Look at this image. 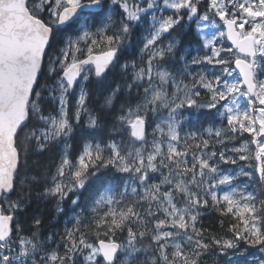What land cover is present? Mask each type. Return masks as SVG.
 <instances>
[{
	"label": "snow or ice",
	"instance_id": "obj_1",
	"mask_svg": "<svg viewBox=\"0 0 264 264\" xmlns=\"http://www.w3.org/2000/svg\"><path fill=\"white\" fill-rule=\"evenodd\" d=\"M262 75L264 0H0V264H264ZM34 200L69 202L63 232Z\"/></svg>",
	"mask_w": 264,
	"mask_h": 264
},
{
	"label": "trees",
	"instance_id": "obj_2",
	"mask_svg": "<svg viewBox=\"0 0 264 264\" xmlns=\"http://www.w3.org/2000/svg\"><path fill=\"white\" fill-rule=\"evenodd\" d=\"M194 28V25H193ZM71 33H69L70 35ZM137 36L140 35V31L137 30L136 33ZM185 41H187V38H185ZM133 45H135V41H133ZM138 52V49L133 47L130 49L129 52H126L124 56L122 57L121 62L123 60H132L134 58V54ZM200 54H203L202 52ZM192 55H197V52L192 50ZM188 59H191V57H188ZM231 63V67H232ZM49 65L47 63V57H45V62H44V75L41 76L40 82L41 84H47L49 87L53 86V82L55 80V76H48L47 75V69ZM195 68V66H193ZM109 78L111 79V74L109 75ZM93 79V84L88 85L90 89V99L88 102V106L90 109L93 110H99L101 109V106L103 105V100H104V95L107 93V89H98L94 85V78ZM85 84H88V82H85ZM79 89L77 88V93ZM44 95L46 97V100L48 103H51V97L48 96L47 90L44 91ZM125 93H121V95L118 97V99L114 102V106L111 108H103V112L110 113L111 116L109 117L110 119L113 118L115 115H118L120 112V105L121 103L124 102L125 99ZM70 102L71 104L75 103V97H70ZM133 104H135L137 101L135 98L132 99L131 101ZM74 111V109H73ZM183 112V131L181 132V135L183 136L185 133L190 132V131H197V132H202L203 128L211 126L210 122H206V118L201 115L200 112H197L195 110H181ZM206 111V110H204ZM84 120H87V114H85L82 117L81 123H83ZM149 134L152 132V127L148 128ZM119 139V137H117ZM151 139V135H149V140ZM238 146V145H237ZM37 159V157H30L29 158V169H28V175H36L37 172L35 171V166L32 165V160ZM41 165H45L48 163V158L47 156L40 157L39 158ZM242 164L244 162H241ZM253 167L247 168L246 170L250 171L253 173L255 176V179L258 180L259 176L256 175L255 173V161H252ZM222 170H231L234 166L232 165H220ZM236 183L238 185H248L251 183H254V181L250 180L248 177H237ZM65 209L67 212V215H71V212L68 211L69 209V202L65 203ZM32 211H39L43 214V219L45 222V227L43 228L42 232L43 235H47L50 231H59L63 232V229L65 227V221L67 219V215H60L59 217H56V219H53L55 213H54V201L50 202H40L37 203L35 200L33 201V204L31 208L29 209V212L31 213ZM221 221L225 222V227L221 228ZM230 221V218L228 217H221L217 212L214 210L209 209L204 216L202 217L201 223L203 224L204 227H210L212 231L219 233L221 235L224 234L227 228V223ZM70 226V225H68ZM211 264V261L209 262Z\"/></svg>",
	"mask_w": 264,
	"mask_h": 264
},
{
	"label": "rangeland",
	"instance_id": "obj_3",
	"mask_svg": "<svg viewBox=\"0 0 264 264\" xmlns=\"http://www.w3.org/2000/svg\"><path fill=\"white\" fill-rule=\"evenodd\" d=\"M194 27H195V26H194ZM218 46H220V45H218ZM222 46L225 47V48L231 47V45L228 43V41H227L226 38H225V40L222 42ZM222 55H223L224 57H226V58H231V54H230V53L224 52V53H222ZM232 65H233V66H232L231 68L235 69V68H234V62H232ZM234 74H238V72L235 71ZM259 78H260V79H264V75L259 76ZM78 91H79V90H78ZM164 116H167V112H164ZM152 126L154 127V123H153ZM256 175L258 176L257 173H256ZM222 187H226V186H222ZM241 259H242V258H241ZM251 259H252L251 257H248V258H247L249 264H250V262H251Z\"/></svg>",
	"mask_w": 264,
	"mask_h": 264
},
{
	"label": "water",
	"instance_id": "obj_4",
	"mask_svg": "<svg viewBox=\"0 0 264 264\" xmlns=\"http://www.w3.org/2000/svg\"><path fill=\"white\" fill-rule=\"evenodd\" d=\"M228 43L231 45V42H230V41H228ZM234 68H235V64H234ZM236 71L238 72L239 70H238V69H236Z\"/></svg>",
	"mask_w": 264,
	"mask_h": 264
}]
</instances>
